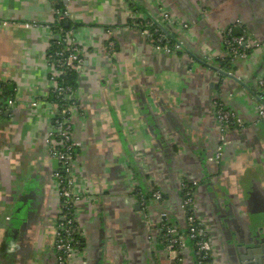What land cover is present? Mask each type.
<instances>
[{"label": "crops", "instance_id": "obj_1", "mask_svg": "<svg viewBox=\"0 0 264 264\" xmlns=\"http://www.w3.org/2000/svg\"><path fill=\"white\" fill-rule=\"evenodd\" d=\"M57 9L67 13L83 59L71 109L83 245L68 264H97L102 240L101 264H197L187 230L178 226L185 246L173 260L158 226L162 215L176 226L189 181L198 182L192 212L216 264H242L234 247L223 256L218 237L238 246L234 228L222 232L227 221L245 227L247 238L264 227V121L257 118L264 0H0V264H55L60 166L46 138L59 111L49 99L48 62L60 36L52 28L61 22ZM163 13L171 23L162 30L178 51L156 49L143 33L141 23ZM230 28L251 48L224 69ZM215 102L245 127L220 129ZM221 138L225 156L213 168ZM152 191L163 201L150 195L143 208L139 195Z\"/></svg>", "mask_w": 264, "mask_h": 264}, {"label": "built area", "instance_id": "obj_2", "mask_svg": "<svg viewBox=\"0 0 264 264\" xmlns=\"http://www.w3.org/2000/svg\"><path fill=\"white\" fill-rule=\"evenodd\" d=\"M55 14L58 21L63 22L67 19L66 12L57 10ZM161 16L162 19L156 21V26L153 23L142 22L141 24L145 27L143 33L148 42L156 49L163 50L166 53L178 51L180 46L177 43L170 45L166 34L162 32V25L166 22L171 23L170 16L165 13ZM184 27L187 28L188 26L185 25ZM62 34L63 31L60 33V38L57 39V44H60ZM71 36L73 37V32H68L62 40L70 46V52L67 53L64 49L56 50L49 57L48 61L52 71L50 77L52 84L51 93L61 96V100L65 102L63 109H59L54 117L52 130L46 138V143L51 149V155L58 161L60 166L59 171L56 173V180L58 194L61 199V218L56 226L55 233V264H68L69 260L73 257L75 248L80 245L79 237L81 236L75 220V203L78 197H76L75 191L73 190L74 180L72 179L76 144L72 136L73 120L71 118V109L75 105V91L64 81L60 82L67 70H75L79 73L83 65L81 48L74 43ZM224 44L226 46V54L223 59L229 60L230 62L247 59L251 46L248 45L246 36L235 37L230 28L227 31ZM108 49L111 54H116V44L113 40L109 41ZM230 74L235 75L234 72H230ZM257 85L259 88L257 118L260 121H264V77L257 80ZM215 104L216 120L220 129L243 128V117L234 111L226 109L222 102H215ZM221 142L222 144L217 148V153L210 161L219 162L224 155V138H221ZM195 184V182L190 184V188H188V184H182L184 198L181 202V209L188 217L187 231L189 238L194 243L197 264H214L211 259V245L209 240L205 232L201 229L195 213L192 212L193 194L191 186L193 187ZM151 197L155 201H160L162 199V193L160 191H153ZM139 204L143 208H146V197L144 194L139 195ZM147 228L150 229V226ZM160 232L169 256H172V259L176 260V253L185 246V241L183 235L180 233L179 227L169 225L168 223H161Z\"/></svg>", "mask_w": 264, "mask_h": 264}, {"label": "flooded vegetation", "instance_id": "obj_3", "mask_svg": "<svg viewBox=\"0 0 264 264\" xmlns=\"http://www.w3.org/2000/svg\"><path fill=\"white\" fill-rule=\"evenodd\" d=\"M245 120H244V123H243V128L245 127ZM236 130V129H238V128H226V129H224V130ZM224 156L225 155H223L222 156V158L220 159V161L219 162H213V163H217V164H220V162L221 161H223V159H224ZM213 158V157H212ZM188 183H190V184H193V182H188ZM198 187V183L196 182V184H195V186H193V194H194V192H195V189ZM153 192V191H152ZM152 192H150V194L152 193ZM162 193V192H161ZM145 196H147V194L145 193L144 194ZM163 199H164V196H163V193H162V199L160 200V201H155V202H162L163 201ZM147 205V204H146ZM60 212H61V209H60ZM60 214H59V217H58V220H57V224H58V222H59V220H60ZM167 216L165 215L164 217H163V215L162 216H160V221L158 222V226H159V233L161 234V232H160V225H161V223H164V222H168L167 220ZM225 221H227V220H225ZM224 221V222H225ZM227 222H229V225H224V226H222V232L224 231H228L230 228H234V231L233 232H230V234L231 235H234V236H236L237 238H238V240H239V242H238V245H240V246H243V243H245V241H247V240H249V242H252V241H256V238H255V234H257V235H259L260 234V246H259V244H258V242H256L257 244L256 245H254V246H256V248L254 247V246H251L250 248L249 247H245V248H242V247H240L239 248V255H238V253L236 254V252H237V246H234L233 244H231L230 242H228V241H226V240H224V238L222 237L223 235H222V233H221V231H220V233H219V237H218V240H220V243H221V247H223V256H226V254L228 253V255L229 256H231V253L229 252V251H231V249H232V247H234L235 249H236V252H235V255L239 258V259H241L242 257H243V259L241 260V262H242V264H264V252H262V254L261 255H259L258 253H255V252H257V248H258V250H259V248L261 247V245H262V247L264 246V227H260L259 228V230H257V231H255V234H254V236L253 237H248L247 238V231L245 230V227H241L236 221L235 222H233L232 223V221H227ZM57 224H56V226H57ZM150 229H151V226H150ZM248 231H250V228H249V230ZM226 234H229V232H227ZM248 235H249V233H248ZM211 237H212V234H211ZM231 238V237H230ZM160 239H162V237H161V235H160ZM213 237H212V242H213ZM162 242H163V240H162ZM226 242H227V244L228 245H226ZM164 243V242H163ZM83 245V242L81 241L80 242V245L77 247V248H75V250H74V254H75V251H77L78 250V248L79 247H81ZM164 245H165V243H164ZM165 247H166V245H165ZM225 250H226V252H225ZM252 250H256V251H252ZM166 251H167V249H166ZM249 251V252H248ZM74 254H73V256H74ZM256 255H258V256H256ZM55 256V255H54ZM215 251H214V245L212 246V248H211V259H212V261H213V263L214 264H216V260H215ZM250 256H252V257H250ZM261 256V257H260ZM73 258V257H72ZM71 258V259H72Z\"/></svg>", "mask_w": 264, "mask_h": 264}, {"label": "trees", "instance_id": "obj_4", "mask_svg": "<svg viewBox=\"0 0 264 264\" xmlns=\"http://www.w3.org/2000/svg\"><path fill=\"white\" fill-rule=\"evenodd\" d=\"M57 10L60 11V12H64V11L59 10V9H57ZM65 23H66L65 21L59 22V23L57 22V23H55L52 26V28H53L54 31H56V30L58 31V34H60L62 31H63V34H62V38L60 39L61 40L60 44H57V41L58 40L54 38V40L52 42V45H51V47H50V49L48 51V58L50 56H52L55 53L56 50H62V49H64L67 53L70 52V46H68L67 44H65L62 41L63 38L65 37V34L72 31L71 28H66ZM152 23L155 26L157 25V22H152ZM152 29L154 30L153 27H152ZM162 32L164 33L163 30H162ZM166 37H167L168 42L170 43V45H173V44L176 43V40H175V38H173V36L166 34ZM229 63H230V61L229 60L228 61L226 60L225 62H220V65H221V67H223L225 69L227 67L226 65H228ZM226 69H228V68H226ZM62 77L63 78H61L60 82H63L64 81L67 85L71 86L74 91H76V88H77V80H78V73L75 70H67ZM5 92H6L5 95L8 97L9 94H10V90L9 91L5 90ZM1 99H2V97L0 98V100ZM49 99L52 101V103L57 104L58 107H59V109H63V105L65 104V102H63L61 100V96H57V94L50 93V98ZM0 107H2V106L0 105ZM0 113H1V110H0ZM186 184H188V186H189L188 188H190V183L186 182ZM191 189H192L191 191H193V187L192 186H191ZM150 195L152 196V193L151 194H148L147 193V196H145V197L148 198ZM164 223H166V222H164ZM79 240H80V242L82 241L80 237H79Z\"/></svg>", "mask_w": 264, "mask_h": 264}, {"label": "water", "instance_id": "obj_5", "mask_svg": "<svg viewBox=\"0 0 264 264\" xmlns=\"http://www.w3.org/2000/svg\"><path fill=\"white\" fill-rule=\"evenodd\" d=\"M161 15V14H160ZM68 23L66 24V28H68ZM58 38H60V36H58ZM151 132H152V134L155 136L156 134L154 133V131L153 130H151ZM209 165L211 166V167H213V168H216L217 166H218V164L217 163H213L212 161H210L209 160ZM198 183V182H197ZM14 217V215H11V218H13ZM16 222V220L14 221H12V223H15ZM22 222V221H21ZM102 230H103V228H102ZM255 238H256V241H252V242H249V240H247V241H245V243H243V246H240V245H238L237 246V252H236V254L238 253V255H239V248L240 247H242V248H245V247H251V246H254V245H256L257 243L256 242H258V244L260 243V234L259 235H257V234H255ZM103 245H104V242H103V240L101 241V244L98 246V256H96V261H97V264H101V261H102V258H103V251H102V248H103ZM259 246H260V244H259ZM257 250V252H255V253H258L259 255H261L262 254V252H264V246L262 247V245H261V247L259 248V250H258V248L256 249ZM256 250H252V251H256ZM249 252V251H248ZM250 257H252V256H250ZM259 257V256H258ZM261 257V256H260ZM243 259V257L241 258V260Z\"/></svg>", "mask_w": 264, "mask_h": 264}, {"label": "rangeland", "instance_id": "obj_6", "mask_svg": "<svg viewBox=\"0 0 264 264\" xmlns=\"http://www.w3.org/2000/svg\"><path fill=\"white\" fill-rule=\"evenodd\" d=\"M57 187H58V185H57ZM176 223H177L176 227L179 226L181 229L187 230V228H188V217H187V214L185 212L179 213V215H177V217H176Z\"/></svg>", "mask_w": 264, "mask_h": 264}]
</instances>
